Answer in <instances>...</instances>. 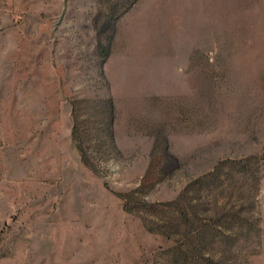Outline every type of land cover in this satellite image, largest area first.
Segmentation results:
<instances>
[{
    "label": "rangeland",
    "instance_id": "374dc122",
    "mask_svg": "<svg viewBox=\"0 0 264 264\" xmlns=\"http://www.w3.org/2000/svg\"><path fill=\"white\" fill-rule=\"evenodd\" d=\"M202 257L264 264V0H0V264Z\"/></svg>",
    "mask_w": 264,
    "mask_h": 264
},
{
    "label": "trees",
    "instance_id": "16d2710c",
    "mask_svg": "<svg viewBox=\"0 0 264 264\" xmlns=\"http://www.w3.org/2000/svg\"><path fill=\"white\" fill-rule=\"evenodd\" d=\"M185 260H187V258H185ZM198 264H222V263L220 261L212 260L209 257H202L200 258Z\"/></svg>",
    "mask_w": 264,
    "mask_h": 264
}]
</instances>
